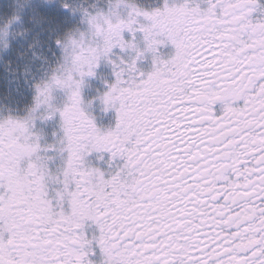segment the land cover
<instances>
[{
    "label": "snow or ice",
    "instance_id": "1",
    "mask_svg": "<svg viewBox=\"0 0 264 264\" xmlns=\"http://www.w3.org/2000/svg\"><path fill=\"white\" fill-rule=\"evenodd\" d=\"M16 25L60 56L33 77L26 114L0 118V264H94L95 249L101 264H264V0H45L0 19V36ZM101 61L115 79L99 99L116 112L103 131L82 107ZM57 116L58 148L42 147L36 122ZM52 150L67 154L59 175L40 154ZM92 153L122 163L106 175Z\"/></svg>",
    "mask_w": 264,
    "mask_h": 264
},
{
    "label": "rangeland",
    "instance_id": "2",
    "mask_svg": "<svg viewBox=\"0 0 264 264\" xmlns=\"http://www.w3.org/2000/svg\"><path fill=\"white\" fill-rule=\"evenodd\" d=\"M152 1L153 0H135L138 6L143 7L146 10H152ZM75 2H77V0H75ZM81 4H84L85 6L95 5L96 7L104 9L107 8V0H84V3ZM158 4H163V0H160ZM0 19L6 18L1 16ZM70 20L74 22V25H77L79 22V16L77 15ZM10 34V43H14L16 33L12 29ZM125 38H130L127 33H125ZM4 40L6 41L7 39L4 38ZM137 43L139 47L143 49L144 43L142 34L140 33H137ZM19 44H21L24 48H21V45L18 46L20 47L19 50H16V47L12 48L14 52L12 54H9V49L5 50L4 46L0 45V118L8 115L23 116L26 114L27 109L32 105L33 77L36 79L41 78L43 74L41 71L42 66L45 69L47 67L46 65H43L45 60L52 62L60 56L58 51L54 53L49 50V44L44 43L43 38L41 39V43L36 47L35 53H33L30 49V45L26 47L21 42ZM115 51L118 54L123 55L125 59L131 55L129 52L119 53L118 49ZM145 61L147 62L145 58L138 61V67L145 73H148L152 70V67L149 64L143 65ZM114 79L111 66L107 65L103 61H101L100 67L97 69L96 76L86 78V86L82 90L84 99V105H82V107L84 108L86 114L95 119V123L99 121L102 113L105 112L103 111V105L99 97L108 90L106 84L113 83ZM57 97L61 102L65 98L63 93L60 92L57 93ZM89 101H92L90 105L88 103ZM98 127H110V123L106 122L104 124H99ZM34 131L41 135L42 141H40V143L42 147L47 144L54 143L53 139L55 138V135H53V133H56L59 141L62 136L59 117L57 116L54 120L43 122L37 120ZM57 152L61 153L58 150ZM92 167L94 166L92 165Z\"/></svg>",
    "mask_w": 264,
    "mask_h": 264
},
{
    "label": "flooded vegetation",
    "instance_id": "3",
    "mask_svg": "<svg viewBox=\"0 0 264 264\" xmlns=\"http://www.w3.org/2000/svg\"><path fill=\"white\" fill-rule=\"evenodd\" d=\"M152 2H153V5H152L151 9L159 8L163 5V4H158L160 2V0H153ZM172 2H173V0H169V3H172ZM204 6L205 5H202V7H204ZM174 51H175L174 47L171 44H167V45L160 48V53L165 59H167L169 56L173 55ZM149 56H151V57H149ZM144 58L147 60V62L145 61L143 63V65L149 64L152 67V55L146 53ZM220 110H221V106L217 105L216 106L217 113H219ZM115 121H116V112L114 109H109L107 112L102 113L99 121L96 124L98 127L99 124H104L106 122H109L110 127L100 128L103 131V130H107L111 127H114ZM40 141H42V139ZM53 142H54L53 145H57V148H58V136L57 135H55ZM40 154L42 156L51 158L48 160L49 170L51 173H53L55 175H59L60 171L63 168L64 160L66 159V153H58L57 150H52V151H49L46 153L42 152ZM120 163H122V162L121 161H114L111 163V166H110L108 153H92L90 156L86 157V161H85L86 166L92 167V165H93L95 168H99L102 171H104L106 175L114 172L116 170V166ZM59 187H60L59 185L50 183L48 185L49 197H53L55 195V191ZM65 210H67L66 205H65ZM86 232H87L89 238H91L93 235L98 234V231H97L95 225H89L88 227H86ZM94 251H95V255L90 256L89 258L94 261V264H101L103 257L101 255V253L99 252V249H95Z\"/></svg>",
    "mask_w": 264,
    "mask_h": 264
},
{
    "label": "trees",
    "instance_id": "4",
    "mask_svg": "<svg viewBox=\"0 0 264 264\" xmlns=\"http://www.w3.org/2000/svg\"><path fill=\"white\" fill-rule=\"evenodd\" d=\"M81 3H84V0H77L76 4L79 5ZM27 5H30L31 7H34L38 12H43L44 7H45V0H0V17L3 16L7 19V17L19 10L21 7H25ZM70 24L74 25V22L72 20L69 21ZM12 31V30H11ZM10 31V32H11ZM13 31H15L16 36H15V42L10 43L11 36L6 37V41L4 40V37L1 36L0 38V45H4L6 42L8 44V47L5 48V50L9 49V54L14 53L12 48L16 47V50H19L21 44L20 42L24 44V46L31 45L35 43L37 40H40L43 38V35H36L37 32H39V29H34L33 32H28L26 33L25 26L24 25H16L13 28ZM11 35V34H10ZM4 40V41H3ZM21 48H24L21 45ZM3 60V58L1 57Z\"/></svg>",
    "mask_w": 264,
    "mask_h": 264
}]
</instances>
